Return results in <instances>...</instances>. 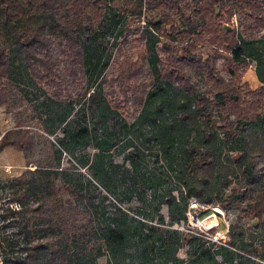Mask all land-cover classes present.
I'll list each match as a JSON object with an SVG mask.
<instances>
[{"label": "trees", "instance_id": "trees-1", "mask_svg": "<svg viewBox=\"0 0 264 264\" xmlns=\"http://www.w3.org/2000/svg\"><path fill=\"white\" fill-rule=\"evenodd\" d=\"M127 16L133 29L123 23ZM262 34L264 0H0V110L18 116L12 127L0 130V153L9 147L23 152L29 168L16 179L0 182V189L10 187L13 202L21 205L20 211L8 209L6 214L15 220L17 232L13 240L5 239L4 264H98L105 254L116 258L124 251L138 227L144 238L160 231L158 251L164 256L177 243L188 246L187 264H250L253 255L264 261V243L255 247L250 239L245 242L246 232H236L235 223L227 242L214 241L203 231L181 234L146 225L164 204L156 199L141 220H130L118 208L111 223L84 225L83 213L67 199L82 196L70 183H56L66 142L90 137L82 110L115 120L119 115L108 99L116 109L132 103L141 114L131 126L122 120L124 128L139 138L145 126L157 129L155 139L164 158L171 167L176 158L182 176L208 169L214 150L187 146L177 124L183 131L198 122L220 127L230 151L241 155L245 185L216 195L183 187L188 202L179 213L169 193L165 204L172 224L187 222L191 201L197 200L207 209L202 218L214 205L227 213L236 211L238 219L247 218L262 230L264 183L256 181L250 163L243 164L249 147L246 132L258 128L264 135V37H257ZM137 44L142 50L135 58L131 50ZM248 60L257 62L263 85L256 91L242 82ZM113 67L116 73L106 80ZM117 96L123 99L117 102ZM62 126L63 136L57 134ZM49 136L61 145L58 161L47 162L39 153L41 144L55 148ZM158 220L165 222L161 216ZM155 243L138 249L148 262ZM111 255L110 263H117Z\"/></svg>", "mask_w": 264, "mask_h": 264}, {"label": "rangeland", "instance_id": "rangeland-1", "mask_svg": "<svg viewBox=\"0 0 264 264\" xmlns=\"http://www.w3.org/2000/svg\"><path fill=\"white\" fill-rule=\"evenodd\" d=\"M236 20L235 18V25L237 24ZM123 23L131 24L130 29H133V22L129 16L124 18ZM139 37L142 38V36ZM257 37L264 36L262 34ZM109 40L114 41V37L111 36ZM137 45V48L131 50V52L133 51L132 54L136 55L135 58L138 56V51L142 50L140 44ZM248 63H250L249 67L241 72L242 82L247 84L251 90L256 91L263 86L258 78L257 62L248 60ZM116 71L117 67L111 68L110 71L106 72L105 79H111ZM105 92L108 93L107 85ZM116 99L119 102L123 97L117 96ZM108 101L119 116L112 120L110 117L100 115L98 111H91L89 108L82 110L81 118L86 120L84 124L91 129L90 137L79 143L67 141L66 150L62 155V163L57 169V185L61 186L65 182L70 183L77 194L82 196L79 200L70 198V196H67V199H71L83 213L80 220L84 225L92 223L96 226L104 222L109 223L110 220L113 221L114 218H117L118 208L124 210L130 220H141L144 215H149V211H152L153 200L156 199L157 203L164 202V204L161 205L159 213H153L156 219L153 222L148 221L146 225L171 228V230H176L181 234L189 229L199 233L203 231L214 241L227 242L231 226L235 223L236 232L240 229L246 232L245 242L250 239L248 243L252 242L255 247H259L262 242L264 243V227L262 230H257L251 220L247 218L238 219L239 214L236 211L227 213L214 205L210 206V215L205 218L200 215L207 209L198 213L200 220L196 217L195 220L190 218L187 222L172 224L169 207L165 204L166 199H169L167 198L169 193L175 198L176 213H179L183 210L185 203L188 202L187 190L183 187L193 186L216 195L218 192L229 191V189L244 186L246 183L243 169L238 163L241 155L230 151L231 146L226 143L220 127H210L203 122H198L190 124L189 128L183 131L181 125L177 124L179 133L184 134V143L187 146L194 144L214 150L213 164L208 169L196 170L191 173L187 171L186 176H182L179 174L180 164L178 160L176 161L174 157L171 167L164 158L155 139L157 129L151 130L150 127L145 126L143 136L139 138L137 134L124 128L122 120L131 126L141 112H136L132 103H122V108L116 109L110 98ZM17 118L18 116L7 115L3 110H0V130L4 132L12 127ZM73 119L74 117L70 120ZM63 127L58 129L57 134L63 136ZM246 136L249 147L243 164L250 163L253 166L256 181L264 183V135L258 128H253L246 132ZM49 138L55 142L53 136H49ZM146 138L152 139V141L147 142ZM131 140L134 142V146L131 144ZM104 141L106 143L101 148L99 144ZM55 144L53 149L41 144L39 153L43 157H47V162L58 161L57 151L62 150V148L57 139ZM9 151L7 149L6 153L0 154V166L10 165L13 166L14 170L7 172L8 169L6 168L7 171L5 172L4 167V173L0 176V182L3 183L18 178L16 175L20 172L22 173L21 176L26 172L16 170L17 159L9 154ZM186 167L188 168L189 164ZM30 169H34V167ZM177 177H187V180L185 178L186 182L185 180L179 181ZM132 179H136L137 184L132 182ZM13 193L10 187L0 189V202H9V200L13 202ZM87 194H90V199L86 197ZM160 216L164 218V224L158 220ZM141 230V227L134 230L135 235L130 240V244L124 251H120L116 258H113L111 254H105L98 260V264H111L110 255L112 260L116 259L117 261V263L112 261V264H187L190 261L188 246L181 247L180 243H177L171 249V253L177 249L175 256L172 257L171 253L168 257L164 256L158 251L160 231H155L153 236L144 238ZM179 240L181 242V239ZM155 241V245L152 246L155 251L148 254L153 259L148 262L141 257L138 249L151 245ZM252 261L253 263L250 264H264L261 257H255V255H253Z\"/></svg>", "mask_w": 264, "mask_h": 264}, {"label": "built area", "instance_id": "built-area-1", "mask_svg": "<svg viewBox=\"0 0 264 264\" xmlns=\"http://www.w3.org/2000/svg\"><path fill=\"white\" fill-rule=\"evenodd\" d=\"M8 209L12 210L13 212H18L21 210V205L16 202H10V200L9 202H0V264H4L3 246L5 247L6 245L5 239H9V241L13 240L14 232H17V230L12 226L15 220L13 218H8L6 215ZM205 209L206 207L203 204L197 200H192L190 204V210L188 212V219L192 218L195 220L196 217L199 219L198 213ZM199 220L197 221L200 224ZM17 238H20L22 243L23 237L19 236ZM21 256L22 258L26 257L25 254H22Z\"/></svg>", "mask_w": 264, "mask_h": 264}, {"label": "crops", "instance_id": "crops-1", "mask_svg": "<svg viewBox=\"0 0 264 264\" xmlns=\"http://www.w3.org/2000/svg\"><path fill=\"white\" fill-rule=\"evenodd\" d=\"M2 132V131H1ZM5 132V131H4ZM2 132V133H4ZM9 149V154L13 155L15 157V159H17L16 164H17V169L16 170H20V171H27L29 168H27V163H26V158L23 152L21 151H17L16 149L9 147L6 148L2 153H0L1 155L6 153V150ZM4 167H5V172L7 171L6 168L8 169L7 172H9V170H14L13 166L7 165V166H0V176L4 173ZM21 172L19 174H17L16 176H21ZM17 178V177H16Z\"/></svg>", "mask_w": 264, "mask_h": 264}]
</instances>
